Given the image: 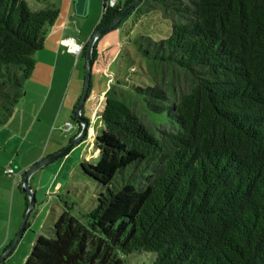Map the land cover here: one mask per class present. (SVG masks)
<instances>
[{"label": "trees", "instance_id": "16d2710c", "mask_svg": "<svg viewBox=\"0 0 264 264\" xmlns=\"http://www.w3.org/2000/svg\"><path fill=\"white\" fill-rule=\"evenodd\" d=\"M27 1L0 0V126L59 14ZM131 1L104 2L94 32ZM152 13L170 32L138 39L150 84L109 88L97 163H79L103 187L95 207L79 219L63 203L24 264H124L141 252L152 264H264V0H140L113 29Z\"/></svg>", "mask_w": 264, "mask_h": 264}, {"label": "rangeland", "instance_id": "374dc122", "mask_svg": "<svg viewBox=\"0 0 264 264\" xmlns=\"http://www.w3.org/2000/svg\"><path fill=\"white\" fill-rule=\"evenodd\" d=\"M28 1L30 3L33 2V0ZM28 1L27 3L29 4ZM114 1L117 4H123L126 0ZM104 2L107 6H109V4L111 5L110 0H100L99 8L101 10H103ZM169 32L170 22L162 19L158 13H152L149 16H144L139 21H135L131 16L127 18L118 28L101 35L100 39L96 43L97 53L90 73L91 89L83 108L84 117L90 120L87 137L83 140L84 142H82L81 147H79L77 151L75 150V147L68 152L70 153L75 150L68 157V161L72 162V158L75 160L74 167L72 165L71 167L73 168L69 169L67 172V184L64 186V190L57 194V196H53V204L60 205L62 211L64 210L63 203L66 202L68 204H72L69 213L72 216L81 219L84 214L95 207L96 197L103 191V187L84 175L80 171L79 163L89 155L90 158L85 160L92 165L97 163L98 151L94 145V140L96 136L100 135V131L103 128L100 118L104 105L103 97L109 91V88L116 84V82H119L120 87L128 90H131L133 85H149L150 82L148 81L145 73V61L138 52V39L140 36H148L150 39L157 41L167 37ZM75 66H77V69L73 72L71 69L74 68L75 70ZM62 68H64V66ZM71 69L65 74V88L63 92V97L65 98V112L68 108L66 107V104L68 102L71 103L72 100L77 97V99H79L82 94L85 62L79 58L77 63L76 61L74 62ZM39 71L40 68L35 71V79L40 76ZM31 75L23 82L24 86L27 82H34ZM75 92H77L76 96ZM24 93L25 89L23 88V95ZM24 96L18 100L13 110V113L16 112V118L24 115L29 117L30 115V111L27 109L30 105L28 103L29 95L26 98ZM94 112L96 114H93ZM61 114H63V112H61ZM149 116L153 122L166 123L164 115L150 114ZM9 119L7 120V123L0 126V129L4 128V132L10 131V133L17 136L18 123L15 124L16 128L12 129L13 125ZM25 119L27 118L22 117V121ZM68 119L72 124L74 123L72 116H69ZM26 122L28 123V120H26ZM8 123H10V125H8ZM64 124L58 128L56 126L53 131L51 128V130H49L50 133L46 136L43 132V129L46 126V120L42 118L41 122L37 123L36 129L30 132L31 134L29 138H26L19 154L16 155L17 149H14L15 141L11 140L7 146V150L1 151L0 158L1 156L4 158L5 155H9L12 158L16 156L15 162L17 164L20 159H23L24 163L29 161L28 159L33 158L38 152L42 154L44 151H47L46 155L50 156L48 153L55 146V143L65 148L69 139L74 136L73 134L75 131L64 134L60 130ZM30 148L33 150L28 151ZM57 152H54L53 154ZM74 153L78 157H76ZM46 157L47 156H44V158ZM60 161L61 159L59 162ZM29 183L31 184L32 182ZM120 184L114 179L110 185V189L115 190ZM3 187L4 185L0 186V258L7 250L6 248L14 241L20 229L25 216V203L27 198L26 194L22 193V191L18 188V183L13 187V192L11 191V180L9 192L5 191ZM46 202H48V200H46ZM51 204V202L46 204V210L43 209L39 211V207H36L32 211L27 221V229H25L22 237L18 240L14 250L4 260L0 261V264H20V262L23 264L26 259V257L24 259V255H28L30 253L32 244L37 236L42 235L44 237H51L53 235V224L56 221L58 214L57 212H53L51 210ZM47 209L49 211H47ZM37 211H39L38 214L36 213ZM154 258L155 254L153 253H132L125 256L123 258V262L124 264H152Z\"/></svg>", "mask_w": 264, "mask_h": 264}, {"label": "crops", "instance_id": "0c3cea01", "mask_svg": "<svg viewBox=\"0 0 264 264\" xmlns=\"http://www.w3.org/2000/svg\"><path fill=\"white\" fill-rule=\"evenodd\" d=\"M41 1L43 0H33L34 6L39 5ZM47 1H49L59 10V14L55 21L46 27L43 48L34 54L35 65L33 69L34 71H32L33 73L31 75L32 79H34V82H27L25 86L23 84V88L25 89V96H23L26 98L29 95L28 103L30 105L27 107V109L30 111V115L29 117L25 115L22 116L27 118L22 121L21 116L16 118V112H12L13 114H11L12 116L9 121H11L13 125L12 129L16 128L15 124L18 123V135L16 136L13 133H10V131L4 132V128L0 129V153L1 151L7 150L9 141L12 140L15 141L14 149H17L16 155L19 154L26 138H29L31 134L30 132L36 129L37 123L41 122L42 118L46 120V126L43 129V132L46 136L48 133H50L49 130H51V128L53 131L55 130L56 126L58 128L62 126V124L70 122L68 117L72 116L75 106L79 100L77 97L76 99H73L71 103L68 102L66 104V107L68 108L65 112V98L63 97L65 88V74L66 72L70 71L75 61L76 63L78 62V56L71 53L67 48V41L71 40L73 43L81 46L89 42L103 11L99 8L100 0ZM63 66L64 68H62ZM38 68H40V76L36 77L35 79L34 73ZM76 69L77 66H75V70L74 68L71 70L74 72ZM76 95L77 92H75V96ZM61 112H63V114H61ZM93 114H95V112ZM26 120H28V123ZM8 125H10V123H8ZM74 127L75 128L72 131H75L73 134L75 136L77 134L78 127ZM54 145L55 146L51 149V151H49V155H52L54 152H57L63 148L57 145V143ZM81 145L82 142L75 145L73 148L76 147L75 150L77 151ZM31 150L33 149L30 148L28 151ZM75 150L67 153L62 158L47 164L30 177L29 182L32 183L29 184L35 196L34 209L39 207V211L43 209L46 210V204L51 202V210L53 212H57L58 216L62 213L61 206L58 204H53V196H57V194L64 190V186L67 184V172L69 169L74 167L75 163L73 158L72 162L68 161V157ZM46 154L47 151H44L42 154L38 152L33 158H29V161H26L25 163L23 159H20L17 163L18 165L15 162L16 156L13 158L9 155H5L4 158L1 156L0 186L4 185V190L9 192L11 180V191L13 192V187L17 183L20 185L22 182L24 172H26L33 164L42 160L44 156H48ZM76 157L78 156L76 155ZM89 158L90 155L85 159L87 160ZM60 159L61 161L59 162ZM72 165L73 167H71ZM7 168H10L14 171L16 174L14 178L3 173V171ZM46 200H48V202H46ZM39 211L36 213L38 214ZM47 211L49 210L47 209ZM25 257H27V254L24 255V259ZM20 264H22V262H20Z\"/></svg>", "mask_w": 264, "mask_h": 264}, {"label": "water", "instance_id": "95a60500", "mask_svg": "<svg viewBox=\"0 0 264 264\" xmlns=\"http://www.w3.org/2000/svg\"><path fill=\"white\" fill-rule=\"evenodd\" d=\"M139 1L140 0H132L129 4L126 5V7H124L121 10V12L113 19V21L109 25L97 29L91 36L88 42V46H87V50L85 54V75H84L83 90H82V94L79 97V100L72 114V117L75 119L74 123L78 128H80V131L75 137H73L68 142L65 148H63L62 150H60L59 152L55 154L47 156L46 158L38 161L37 163L33 164L26 172H24L23 179L21 182V191L27 196L28 207L26 209L25 216L23 218L20 229L14 241L11 243V245L7 248V250L1 256L0 261L4 260L14 250L16 243L22 237V234L25 231V225L28 221V218L31 215L32 211L34 210L35 196L29 184L30 177L35 172H37L38 170L46 166L47 164L65 156L75 145L80 144L87 137L88 128L90 126V120L84 117L83 108H84V104H85L86 97L88 95L89 86H90V77H91L90 73H91V68L93 64L91 60V53H92L94 42L99 37H101V35L115 28L119 24V22L125 17V15L130 13L135 8V6L139 3Z\"/></svg>", "mask_w": 264, "mask_h": 264}, {"label": "built area", "instance_id": "2783aa9c", "mask_svg": "<svg viewBox=\"0 0 264 264\" xmlns=\"http://www.w3.org/2000/svg\"><path fill=\"white\" fill-rule=\"evenodd\" d=\"M111 5L109 4L110 7H113L115 5V1L114 0H110ZM67 48L69 49V51L73 54H75L76 56H78V54L80 53L82 46L73 43L71 40L67 41ZM96 114V113H95ZM75 127L71 124V123H65L64 126L62 128H60V130L65 134V133H70ZM79 131V128H78ZM77 131V133H78ZM77 135V134H76ZM3 173L9 177H15V173L12 169L7 168L3 171Z\"/></svg>", "mask_w": 264, "mask_h": 264}, {"label": "flooded vegetation", "instance_id": "af4514ba", "mask_svg": "<svg viewBox=\"0 0 264 264\" xmlns=\"http://www.w3.org/2000/svg\"><path fill=\"white\" fill-rule=\"evenodd\" d=\"M72 120L75 121V119L72 117ZM72 124V123H71ZM73 126H76L75 123L72 124ZM77 127V126H76Z\"/></svg>", "mask_w": 264, "mask_h": 264}, {"label": "clouds", "instance_id": "9594fccd", "mask_svg": "<svg viewBox=\"0 0 264 264\" xmlns=\"http://www.w3.org/2000/svg\"><path fill=\"white\" fill-rule=\"evenodd\" d=\"M115 4H116V3H115ZM79 131H80V128H79ZM79 131H78V133H79ZM78 133H77V134H78ZM75 136H76V135H75ZM75 136H73V137H75ZM20 185H21V183H20Z\"/></svg>", "mask_w": 264, "mask_h": 264}]
</instances>
